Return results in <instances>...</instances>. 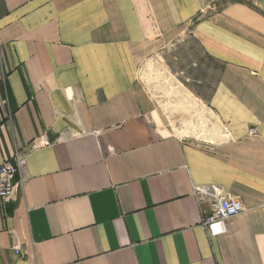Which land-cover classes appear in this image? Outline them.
Returning a JSON list of instances; mask_svg holds the SVG:
<instances>
[{
	"label": "crops",
	"instance_id": "obj_1",
	"mask_svg": "<svg viewBox=\"0 0 264 264\" xmlns=\"http://www.w3.org/2000/svg\"><path fill=\"white\" fill-rule=\"evenodd\" d=\"M192 45L213 79L143 86ZM16 153L0 264H264V4L0 0V163ZM194 187L242 203L226 234Z\"/></svg>",
	"mask_w": 264,
	"mask_h": 264
},
{
	"label": "built area",
	"instance_id": "obj_2",
	"mask_svg": "<svg viewBox=\"0 0 264 264\" xmlns=\"http://www.w3.org/2000/svg\"><path fill=\"white\" fill-rule=\"evenodd\" d=\"M48 141L35 138L29 143L32 149L47 145ZM11 159H5L0 163V199L10 200L16 188L14 178L22 163L20 153H16ZM193 195L199 203L209 201L210 210L203 215L202 226L210 237L226 234L228 231V221L239 215L243 206L238 199L223 195L214 187H194Z\"/></svg>",
	"mask_w": 264,
	"mask_h": 264
},
{
	"label": "rangeland",
	"instance_id": "obj_3",
	"mask_svg": "<svg viewBox=\"0 0 264 264\" xmlns=\"http://www.w3.org/2000/svg\"><path fill=\"white\" fill-rule=\"evenodd\" d=\"M255 1L264 4V0ZM189 48L190 52L179 51L177 49L175 53L173 50L171 53H160V55L157 56L159 58L156 60H147L139 69V78L143 86L146 89L149 88L152 93L163 96V88H165V86L168 87L171 82H173L172 84L177 83L180 79L179 71L181 70H187L185 72L190 75H202L205 80L213 79L212 76L217 70V65L201 55L195 46L192 45L189 46ZM165 64L171 71L169 74L168 70V75L164 73ZM192 64L195 65L193 66ZM188 66L190 68H187ZM153 68H155V70ZM175 73H178V75H174ZM164 74L167 77H165Z\"/></svg>",
	"mask_w": 264,
	"mask_h": 264
}]
</instances>
